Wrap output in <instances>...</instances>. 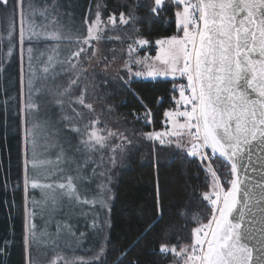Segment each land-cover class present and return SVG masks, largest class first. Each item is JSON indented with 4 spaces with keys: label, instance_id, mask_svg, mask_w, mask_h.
<instances>
[{
    "label": "snow or ice",
    "instance_id": "6c2138e0",
    "mask_svg": "<svg viewBox=\"0 0 264 264\" xmlns=\"http://www.w3.org/2000/svg\"><path fill=\"white\" fill-rule=\"evenodd\" d=\"M62 7L60 0H40L39 5L35 0H0L8 22L7 50L0 53V76L7 72L5 65L16 50L12 40L18 36L20 69L15 103L23 130L22 190L27 193L29 186L40 188L48 193V204L54 205L59 196L88 207L91 223L86 228L103 240L105 225L100 210L106 216L108 201L114 198L109 187L111 174L101 171L103 164L91 157L107 150L111 153L108 165L115 166L140 130L110 129L90 102L89 89L94 92L96 84L88 78L101 74L106 84L119 82L139 104V109L130 113L133 120L142 119L148 125L152 124L153 110L131 84L135 78L170 79L172 107L162 113L166 130L142 132L140 138L183 150L198 164L206 174V190L198 194L205 211L202 216L190 215L189 205L180 213L187 218L181 236L183 232L188 235L177 240L169 237L167 228L161 230L153 254L171 257L170 264H264V0H118L111 11L103 0H92L84 6L79 29L60 21ZM140 9L157 21L174 24L175 34L153 41L151 34L140 32L134 27L141 19ZM166 14H171V19ZM37 17L43 22L37 23ZM125 25H133L135 35L128 37L127 58L114 66L98 44L113 38L106 37V32ZM38 44L46 45L44 52L38 51ZM62 44L70 47L65 51ZM153 44L155 56L134 55ZM115 59L116 52L111 50V60ZM61 76L66 79L56 83ZM156 102L162 104L163 97ZM7 104L5 101V111ZM47 105L58 109L64 131L77 138L78 146H73L72 152L82 153V159H73L60 148L54 162H44L49 174L42 179L50 182L40 184L34 175L30 182L27 160L31 149L34 173L38 134L50 130L48 121L40 120ZM102 107L112 112L111 106ZM217 160L225 171L215 166ZM89 172L104 177L91 197L82 190L91 180ZM45 207L36 200L26 206L22 264H41L33 253L42 245L53 250L47 264H107L106 240L90 260L61 254L57 239L62 232L77 240L87 233L81 231L77 237L78 229L67 218L56 223L54 234L41 232L36 218ZM156 214L163 219L162 212L157 210ZM154 227L149 225L147 231ZM11 246L7 238L0 240V255H6ZM121 252L113 257L115 264H124L128 253Z\"/></svg>",
    "mask_w": 264,
    "mask_h": 264
},
{
    "label": "trees",
    "instance_id": "16d2710c",
    "mask_svg": "<svg viewBox=\"0 0 264 264\" xmlns=\"http://www.w3.org/2000/svg\"><path fill=\"white\" fill-rule=\"evenodd\" d=\"M35 2L39 5L40 0H35ZM103 2L109 6V11H111L118 0H103ZM140 2L143 3V0ZM60 3L64 5L59 10L60 21L69 27L75 24L76 29H79L84 6L90 5L92 0H60ZM64 13L69 15L65 16ZM5 15L0 8V38L3 39V42H0V53L7 50L8 22L4 19ZM138 15L141 19L135 22L134 27L144 34H151L149 38L153 41L164 35L175 34L174 24L157 21L149 17L142 9L138 10ZM166 15L171 19V14ZM36 22L42 23L43 21L37 17ZM25 36H27V32ZM17 44L18 36L12 40V46L16 50L13 51L9 63L5 65L7 72L0 76V240L7 238L13 245L9 247L6 255H0V264H22L21 242L25 236V209L26 206H30L32 200L40 201L46 205L45 211L36 218L37 227L41 229V232L47 231L49 234H54L57 222H64L65 218L70 223L76 220L68 215V212H59L61 206L68 207L67 199L59 197L61 199L57 198L56 203L52 205L47 203L50 200L48 193L40 188L34 190L29 186L27 193L22 190L23 130L17 117L15 103L18 93L17 77L20 69ZM27 47L28 44L25 42V57L27 56ZM35 47L39 52H44L46 45L38 44ZM47 47H51V44H48ZM60 47L66 51L70 46L62 44ZM37 63H39V59ZM25 71H27L26 64ZM88 71L91 72V70ZM64 79L66 77L61 76L56 83H62ZM88 79L94 80L96 84L94 92L91 88L89 89L91 93L89 99L93 103L97 115L100 111H106L102 105L111 106L113 117L122 122L131 121L129 124L143 132L163 127L162 113L165 109L172 107L169 98L172 95L170 79L135 78L131 84L132 89L141 98H144L145 103H148L153 110L151 125L146 124L142 119L133 120L130 113L138 110L139 104L126 89L121 87L119 82L106 84L101 74L90 76ZM49 83L51 82L49 81ZM158 97H163L162 104L156 102ZM5 101H8L7 111L4 110ZM40 120H47L50 130L38 134L34 173L31 170L33 163L30 158L31 149H29L27 164L29 165L30 182L34 175L37 183L45 184L50 181L42 179L49 174L48 166L44 162H54L60 148L65 150L66 155H72V158L76 160L82 159V153L73 154V146H78V140L71 133L64 131L57 108L47 105L40 113ZM157 145L148 146L145 143H140L136 138L134 143L125 150V154L117 158L115 166L108 165L111 153L107 150L92 155V160H95L97 164H103L101 171L111 174L109 187L114 198L108 201L110 211L106 216L103 210H100V216L105 225L101 234L104 239L101 240L100 235L93 234L86 227L77 228V237L81 231L87 233L85 240H77L68 234L61 233L57 239L58 251L61 254L69 258L75 256L90 260L99 244L106 240L108 241L106 245L107 264H115L113 257L122 255L121 250L128 253L124 264L135 260L140 261V264H154V262L155 264H170L171 257L164 258L158 253L153 254L156 238L165 228L168 229L170 238L175 236L177 240H182L188 235L187 232H183V236H181L187 218L182 217L180 213L185 212L191 205L190 215L197 213L203 215L205 207L198 194L206 190L204 187L206 174L200 170L192 158L185 154V151ZM52 166L54 167V165ZM215 166L220 167L221 171L226 170L220 160H217ZM91 167H95V165H91ZM88 175L91 176V173L89 172ZM91 178L92 181L90 180L89 183L82 186V190H86L90 197L95 194L98 186L104 183L102 175L91 176ZM81 207L90 210L88 207L77 205L74 209L75 214L80 212ZM157 210L163 213L162 220L156 214ZM75 224L73 223V225ZM152 224H155L156 227L148 232L147 228ZM172 242L175 243L176 240ZM33 255L38 256L40 262H42L41 260L47 262L48 258L53 255V250L49 246L42 245Z\"/></svg>",
    "mask_w": 264,
    "mask_h": 264
},
{
    "label": "rangeland",
    "instance_id": "374dc122",
    "mask_svg": "<svg viewBox=\"0 0 264 264\" xmlns=\"http://www.w3.org/2000/svg\"><path fill=\"white\" fill-rule=\"evenodd\" d=\"M117 35L120 36L119 40L115 39V36H117ZM130 35H132V36L135 35V32L133 31V26L132 25H125V26H121V27H118L114 30H110V31L106 32V37L111 36V37H113L112 39L105 38L99 42L98 47L100 49V52L106 53L109 57L110 63H113L114 66L115 65H122V61L127 58L126 57V49L128 47V44L131 42L128 39V37ZM111 50H115V52H116L115 61L111 60ZM155 54H156L155 44L151 45L146 50L141 49L138 53H134V55H140V56H144V55L155 56ZM88 70H91V68H89ZM134 70H137V69L134 68ZM162 79H166V78H162ZM98 107H99V104H98ZM98 115L100 116L101 120L107 122L108 127L110 129H112L113 131H115L116 129H132V128H135L132 124L122 122L119 119L113 117L114 114H111L110 112H106L103 110V111H100ZM165 130H166V128H165V121H164L162 128L152 129L150 131H165ZM142 132L143 131L140 130V133H142ZM144 132H148V131H144ZM140 133L136 134V138L140 141V143H142V144L145 143L148 146H150L152 144H153V146H155L158 144V142L148 141L146 138L141 139ZM168 148H175V147H168ZM178 150H180V149H178ZM180 151H183V150H180ZM91 181H92V178H91ZM59 199H61V198H59V196H58V200ZM76 207H77L76 204L69 203L68 207L61 206V208L59 209V212H61V211L68 212V215H70L71 217H74L76 219L73 222V223H76L75 225H73V223H71L73 225L74 229L86 227V224L91 223L90 217H89V215H87L88 213H90V210H85L83 207H81L80 212L75 214L74 209ZM92 214H94V213H92ZM88 230H90V232H93L91 229H88ZM62 234L65 235L66 233L62 232ZM85 238H84V240H85ZM77 243H78V241H77ZM42 254H44V253H42ZM41 261H42L41 264H47L46 261H44V260H41Z\"/></svg>",
    "mask_w": 264,
    "mask_h": 264
}]
</instances>
